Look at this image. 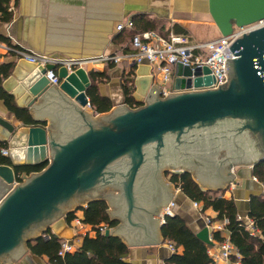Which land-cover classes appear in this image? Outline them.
Instances as JSON below:
<instances>
[{
    "label": "water",
    "instance_id": "obj_1",
    "mask_svg": "<svg viewBox=\"0 0 264 264\" xmlns=\"http://www.w3.org/2000/svg\"><path fill=\"white\" fill-rule=\"evenodd\" d=\"M207 4L220 37L264 19V0ZM229 49L235 58L225 59L227 82L218 89L196 90L212 83L206 67L176 65L172 92L161 97V89H152L150 66L140 65L132 98L142 105L122 104L95 117L83 110L90 106L84 69L17 60L26 75L12 93L15 103L29 110L40 99L31 111L35 119L50 120V137L44 127L15 128L0 118L10 138L9 165H0V264H15L27 243L47 230L58 240H73L67 214L105 199L111 218L122 221L105 237L119 235L128 246L160 244L162 211L176 193L164 168L190 170L200 187L213 191L230 186L233 165L263 162L264 27L241 35ZM51 70L59 90L48 91L45 74ZM21 95L29 98L26 105L18 103ZM43 162L39 173H16ZM195 235L212 244L206 226Z\"/></svg>",
    "mask_w": 264,
    "mask_h": 264
},
{
    "label": "crops",
    "instance_id": "obj_2",
    "mask_svg": "<svg viewBox=\"0 0 264 264\" xmlns=\"http://www.w3.org/2000/svg\"><path fill=\"white\" fill-rule=\"evenodd\" d=\"M8 11L12 13V19L8 23L0 21V37L7 39L11 46L36 55L84 61L79 68L84 69L88 77L90 72L105 73L107 80L98 85V91L102 97L112 102V109L123 104L121 83L123 79H126L130 66L88 61L130 51L129 41L125 42V39L131 30L117 32V24L141 17L153 21L158 25L157 31L163 33L173 31L174 26L179 25L193 42H205V39H201L200 36V30L203 31L202 28H216L208 13L207 0H9ZM160 27L161 30H159ZM216 31L218 36L214 39L220 37L218 30ZM16 63L17 59L14 56L0 49V65H13L9 76L1 83L2 89L11 95L13 91L17 90L19 81L26 75ZM141 65L147 66L148 64ZM139 66H134L133 88ZM150 74L153 78L152 89L156 87L160 90L156 77H153L151 73V67ZM52 87L59 90V85H51L48 91ZM26 98L25 95L19 96L18 103L26 105L29 101V98ZM39 100L28 112L34 121L45 123L44 129L48 138L50 137V120L48 118L44 120L35 119L31 111ZM83 110L93 117L102 115L94 114L90 106ZM0 118L15 128L23 126L13 115L7 112L2 101H0ZM9 140L8 133L0 127V141L8 142ZM49 153L47 149V157L50 156ZM5 156H8V148ZM182 169L184 168H164L163 173L168 172V170L177 173L181 172ZM187 172L196 182L193 173L190 170ZM231 173L236 177L229 184L230 186L222 190H225L224 194L234 201L240 220L247 222L249 199L254 196L264 197L263 185L257 179L254 180L251 164L233 165ZM166 180L169 183V180ZM202 187L201 189L206 190V187ZM175 190L176 193L171 200L174 203V214L182 218L192 232L200 231L206 226L203 215L193 207L191 200L178 189L175 188ZM104 201L107 204L109 218L115 220L117 222L116 227H118L122 221L118 218H111L108 213V210L111 209L110 204L106 199ZM204 212L212 219H216L217 214L213 210L208 209ZM80 218L81 213L79 212L77 219L80 220ZM68 225L73 229L75 236L70 242L74 249H77L81 245L82 234H77L75 231V221ZM87 235L93 237V233L88 227ZM226 236L227 231L221 234V238ZM115 237L119 238L128 248V254L125 257L128 264H167V260L173 255L167 244L168 241L164 239L160 244L128 246L121 236L115 235ZM217 245L218 242L213 240L212 246H210L213 252L217 251ZM177 252L181 253L182 250L179 249ZM15 264H46V259L35 257L26 252ZM218 264L240 263H232L230 260Z\"/></svg>",
    "mask_w": 264,
    "mask_h": 264
},
{
    "label": "trees",
    "instance_id": "obj_3",
    "mask_svg": "<svg viewBox=\"0 0 264 264\" xmlns=\"http://www.w3.org/2000/svg\"><path fill=\"white\" fill-rule=\"evenodd\" d=\"M9 0H0V21L8 23L12 19V13L8 11ZM133 30L128 33L126 41L131 43L135 34L146 31H154L163 37H167L169 32L157 31L158 25L146 18L131 20ZM162 28L160 27L159 30ZM173 32L178 35L188 36L186 31L179 25H175ZM0 42L8 44V40L0 37ZM131 49V47H130ZM13 65H0V101L10 115L25 126H41L44 122L34 121L27 108L17 107L13 95L2 89L1 83L6 79ZM134 66L128 68V75L121 83L123 95V104L130 108H138L142 104L135 102L132 98L134 91L132 76ZM90 86L86 91L90 108L94 114H105L113 108L112 102L102 97L98 91V85L107 80L105 73L90 72ZM2 150H7L6 142L0 141V165H9V160L1 154ZM47 163L43 162L37 165L21 166L16 168V173L20 177L23 174L30 175L41 172ZM252 175L264 186V161L252 168ZM169 183L178 189L185 197L192 202L201 203L202 210H213L216 220L226 219L228 224L225 230L228 233V239L239 254V260L231 258L232 263L240 264H264V197H251L249 199L248 219L252 221L255 234H251L242 221L238 219L237 207L232 199L225 200L219 198L225 190H203L192 179L187 172L165 173ZM20 182V179H19ZM81 213L80 222L88 227L93 233L89 237L86 233L82 236L81 245L73 252L59 255L61 240L56 239L49 230L44 234H49L50 238L45 239L40 236L38 239L27 243L28 253L38 257L45 258L46 264H128L125 257L128 254V248L117 237H105L100 229L110 230L116 227L117 222L111 220L107 214V204L103 200L93 201L84 208H78L70 212L65 220L70 224L77 218L76 213ZM161 235L176 249L180 248L181 253L177 251L167 260V264H217L207 254V249L212 245H206L196 238L185 221L177 215L165 219L161 227ZM213 240L221 243L224 239L219 233L213 234Z\"/></svg>",
    "mask_w": 264,
    "mask_h": 264
},
{
    "label": "built area",
    "instance_id": "obj_4",
    "mask_svg": "<svg viewBox=\"0 0 264 264\" xmlns=\"http://www.w3.org/2000/svg\"><path fill=\"white\" fill-rule=\"evenodd\" d=\"M262 27H264V19L248 26L240 28L235 27L229 36L219 37L215 40L206 42H193L188 36L178 35L173 31H170L167 37H163L154 31H146L140 34H135L132 37L130 43L131 49L129 52L113 54L110 56L89 60L88 62H100L114 65L120 64L126 67L137 66L146 63L151 67V73L154 77L159 75L158 79L156 77V80L160 85L161 97H165L172 92L171 86L176 65L189 67L192 70L196 67H206L209 70L208 76L212 77V83L208 87L196 90L218 89V86H222L227 82V76L224 74L225 59L235 58V56L232 55L229 46H231L241 35ZM124 30H133V22L131 20L116 25L117 32H122ZM0 49L5 53L14 56L17 60L23 59L29 63H34L36 66L43 68L47 65H54L56 69L64 66L68 72H73L76 70V68L81 67V65L84 63V61L80 60H63L52 58L46 55H36L21 48L13 47L2 42H0ZM45 76L49 80L50 85L57 86L60 84V79L56 76L55 71H46ZM205 76L207 75L203 73L200 75L201 78ZM4 155H6V151L4 152ZM254 180L256 181V178H254ZM219 198L229 200L226 194L219 196ZM192 205L194 208L199 210L200 214L204 216L205 225L209 231V239L211 242H213L214 233H219L221 235L222 233L226 232L225 226L228 224L226 219L221 221L216 219L214 220L205 214V212L202 210L201 203L193 202ZM173 210L174 203L170 202L167 209L162 211L161 224H164L166 218L173 217L175 215ZM238 219L240 220L239 217ZM73 221L76 222L75 231H77V234L80 233L82 236H85L87 233V227L83 225L77 218ZM243 223L245 228L251 234L256 233L251 220L248 219L247 222ZM104 229L105 228L100 229L102 233L104 232ZM43 237L45 239H49L50 235L45 234ZM223 239L224 240L221 243H218L216 252L212 251V247L207 249L208 256L217 264L219 262L230 261L231 258H234L236 261H238L240 258L239 254L235 250L234 246L230 243L228 239V233ZM172 247L171 251L175 253L176 251H174ZM73 251L74 247L70 241L61 240V246L59 250L60 256Z\"/></svg>",
    "mask_w": 264,
    "mask_h": 264
},
{
    "label": "rangeland",
    "instance_id": "obj_5",
    "mask_svg": "<svg viewBox=\"0 0 264 264\" xmlns=\"http://www.w3.org/2000/svg\"><path fill=\"white\" fill-rule=\"evenodd\" d=\"M202 30L203 31H201L200 30V36H201V39L203 38V39H205L204 41L206 42V41H211V40H215L214 38H216L217 36H218V34H217V29L215 28V29H209V28H202ZM77 69V68H76ZM156 77H157V79H158V77H159V75H156ZM6 150H2L1 151V154L3 155V156H5L4 155V152H5ZM164 173H173V172H171V170H168V172H164ZM179 173H182V171L180 172L179 171ZM165 178L166 179H168L166 176H165ZM224 194V193H223ZM223 194H221V195H223ZM220 195V196H221ZM74 211H76V210H74ZM73 211V212H74ZM77 213H79V212H77ZM77 213H76V215H77ZM203 218H204V216H203ZM45 234H43V236H44ZM168 244V246H169V248H170V250H171V243H167ZM174 247V246H173ZM172 247V249H174V251H178L180 248H178V249H176L175 247L173 248ZM75 250V249H74ZM178 253V252H177ZM174 254V253H173Z\"/></svg>",
    "mask_w": 264,
    "mask_h": 264
},
{
    "label": "flooded vegetation",
    "instance_id": "obj_6",
    "mask_svg": "<svg viewBox=\"0 0 264 264\" xmlns=\"http://www.w3.org/2000/svg\"><path fill=\"white\" fill-rule=\"evenodd\" d=\"M105 192H107V191H105Z\"/></svg>",
    "mask_w": 264,
    "mask_h": 264
}]
</instances>
